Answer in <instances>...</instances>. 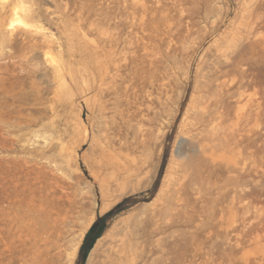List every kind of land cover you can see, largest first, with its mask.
I'll use <instances>...</instances> for the list:
<instances>
[{"label": "rangeland", "instance_id": "374dc122", "mask_svg": "<svg viewBox=\"0 0 264 264\" xmlns=\"http://www.w3.org/2000/svg\"><path fill=\"white\" fill-rule=\"evenodd\" d=\"M13 1L7 0L6 12H0L7 24L13 20ZM25 1L31 10L26 27L14 23L8 29L19 51L14 46L6 50L28 55L36 48L39 60L44 61L48 41L49 57L80 76H93L96 87L82 97L67 76L68 90L45 91L44 78H29L18 67L11 68L21 79L6 81L12 94L0 95V104L7 101L9 110H21L23 122L40 116L34 109H41L42 121L21 130L0 127V264H45L43 257L35 256L42 253L33 246L27 225L16 217L27 210L30 188L39 190V181L52 183L61 175L50 169L45 158L61 162L58 151L62 146L73 153V161L69 167L63 163L60 177L71 187L68 192L78 194L81 208L63 240L64 255L57 264H89L96 248L90 264H106L103 251L109 237L119 232L126 233L118 248V254H123L121 264H264V0ZM220 53L228 60L222 69L226 79L247 95L249 102L242 106L252 114L249 127L255 138L246 142L241 156L247 167L246 198L232 202V195L214 192L201 199L190 188L182 195L171 188V193L160 196L172 151L178 163L196 153L190 140L177 137L178 126L191 94H198L196 83L203 82L200 67L206 73ZM33 81L39 85L36 92ZM20 96L22 102L17 101ZM13 112L5 117L16 115ZM33 131H38V138ZM44 137L56 143L55 152L48 151ZM107 150L118 154L119 160ZM112 159L129 163L136 175L125 179L121 189L115 188L118 194L115 189L109 192L108 205L100 211L102 198L95 177L102 172L100 166ZM56 195L62 193L57 190ZM161 206L168 207V213L156 232L151 217ZM110 211L114 213L104 232L82 259L87 231ZM125 223L128 231H124ZM74 247L76 252L69 258L66 254Z\"/></svg>", "mask_w": 264, "mask_h": 264}, {"label": "bare ground", "instance_id": "6f19581e", "mask_svg": "<svg viewBox=\"0 0 264 264\" xmlns=\"http://www.w3.org/2000/svg\"><path fill=\"white\" fill-rule=\"evenodd\" d=\"M25 4H26L25 0L13 1L12 7L10 10L13 16V20L10 23L8 24L5 23L3 16L0 18V60L3 61L0 63V95H2L3 98H7L8 96L12 94V90L10 89L12 88V86L9 88L5 84L6 81L10 79V77H16L17 80L21 79L20 76L11 73L12 72L11 68L16 66L21 71L25 72V74L29 78L31 77L37 78V76L44 78V81L46 82L44 83L45 86L43 85L42 87H44L45 91H51L53 87H59L60 89L68 90L69 85L67 83V78H66L68 76V78L70 79L69 81L75 84L81 96L84 97L85 95H87V93H89L93 88L96 87V79L91 75L86 76V77L85 75L80 76L79 74L72 72L71 68H69L67 64L62 63L61 61L57 62L55 61V59H52L51 57H49V55H51L50 53L52 50L50 51L51 46L48 44V41H45L47 43L46 44L47 49L45 48L46 50L44 51V55H43L44 61L39 60V57L37 55H38V51L40 50L36 48L31 49L28 55H24V54L15 55V52H10L6 50L7 46H10L12 48L14 46L15 50L19 51L17 44H13L14 39L11 38V34H9L8 29L12 27L14 23H19L23 25L24 27H26L25 21L31 18V10L29 9V7L25 6ZM6 9H7V0H0V12L4 13L6 12ZM248 16L251 20L253 19L252 18L253 14H250ZM27 26L29 25L27 24ZM224 56H225L224 53H220L219 56L215 57L212 60L211 68H209L206 73H204L205 69L204 68L202 69L201 67H200V70L203 73L201 74V72L198 71L201 74V78L203 79V82L201 84L196 83L195 87L198 89V94L197 95L193 93L191 94L190 100L188 101L189 103L187 104L185 111L183 112L181 121L178 126V132H177L178 138L188 139L191 141L192 147L194 148L196 153L192 158L190 156V158H187L186 161L178 163L176 162V159H175L176 153L175 151H172L171 158L169 160L168 166L166 168V171L163 177V181L161 183L162 185L159 190L160 196H163L164 193L166 192L171 193V190L173 188H174L173 189L174 193H178L182 195L181 194L182 191L184 192V190H186L187 188L188 189L190 188L191 191H194L196 193V196L198 194V197L201 199H204L203 197L205 195L211 196L212 194H215L214 192H216L217 195H227V196L232 195V198H231L232 202L237 201L240 203L244 201L246 198V195H247L246 190H245L246 183L244 179L247 175V167H246L244 158L241 156H243V153L247 150L248 145L246 142L247 141L253 142V138H255L253 137L255 135L253 134V130L249 127L252 114L251 112H246L244 110V107L242 106L243 102L245 101L249 102V98L247 97V95L234 89L233 84L226 79L227 78L226 74L225 72H223L222 69L227 66V62L225 61H228V60L224 61L223 60ZM152 62L155 63L156 61H152ZM202 64H203V61H202ZM235 65H238V63L237 64L234 63V66ZM110 68L108 69L110 70ZM105 70L103 71L105 72ZM116 73H117V70H116ZM101 76L102 75H100V77ZM99 80H100L99 81L100 85L102 86L101 83L103 82L101 81V78ZM38 86H39L38 83L36 81H33V87H34L35 92H36V89H39ZM17 101L22 102L23 97L22 96L18 97ZM85 102H86V99H85ZM10 106L11 105H9L7 101H4L3 103L0 104V127L6 128V127L11 126L14 128L17 127L21 130L22 127H29V126L37 127L40 125V122L42 121L41 120L42 118L41 109H37V108L34 109V112L36 114H39L40 116L36 118H32L28 120L27 122H23L21 121V115H20L21 110L13 109L11 111L9 110ZM146 106H149V105H145V108H147ZM103 109L104 107H101V110ZM13 111L15 112L16 115H12L11 117H8V118L5 117L7 113L11 115ZM139 131H140L139 132L140 136L144 137L143 136L145 135L144 131L142 130H139ZM33 132L35 133V137L38 138L39 137V135L37 134L38 131H33ZM58 139L59 138L57 137V140ZM44 140H45L44 143L47 144L48 140L46 137H44ZM103 142H105V140H103ZM46 148L48 149V151L55 152L58 149V146L56 145L55 142L49 141ZM106 149H110V148H106ZM107 151L110 152L112 150H107ZM102 153L103 152L100 153L101 154L100 156H102ZM58 154L61 159V162L59 163L57 162L56 159H50V158H45V157L43 158H45V161L48 162L51 170L57 171L56 175L57 174L62 175L64 174L63 163L69 167L70 162L73 161V153L71 151H67L62 146L59 148ZM107 154L108 153H106V155ZM117 155L118 154H116V156L114 155L113 158H116ZM98 158L96 160H99ZM104 159H106V157H104ZM109 160L106 162L104 161L105 163L102 162L103 164L101 166L99 165L100 169L102 170L101 173L100 171L96 172L95 170L96 168H93L96 174L100 173L97 175L95 174L96 177L95 175H93V177H95L97 181L100 197L102 198L101 204L98 205L99 206L98 209L100 211L105 209V207L108 205V203L106 202L107 200L106 195L109 192L114 193L113 190L115 188L121 189L120 187H121L122 182L125 179H128V177H130L131 174L136 175L134 171L133 173L131 172L132 169H130L129 163H124V162L121 163V161H116L115 159L114 160L112 159L111 161ZM117 160H119L118 157H117ZM134 164L136 165L137 163H134ZM180 169H181L180 177H177V170L179 171ZM60 176L59 177L55 176V178L53 179L54 181L52 180L53 181L52 183H46L45 180L39 181V183L41 184V186L38 187L39 190L30 188L29 193L31 196L28 198L27 200L28 202L26 203L27 210L22 213H19V215H17L16 217L17 221L27 225L26 229L29 231L31 236L34 238L33 246L36 247L37 252L42 253V254H35V256H37V258L43 257L42 262L45 264H53V263L57 264L58 260L63 257L64 255L62 254L64 253L63 252L64 251L63 240L67 236L69 228L74 223L75 219L78 217L79 209L81 208L76 200L78 194L76 192L75 193L68 192V189H70L71 187L69 185H66L65 182L62 180V177ZM37 179H39V177ZM130 180H131L130 181V184H131L132 178H130ZM125 187H126V184H125ZM116 189L115 191H117ZM57 190H59L62 193L61 196L56 195ZM45 191L51 192V195L44 193ZM37 192H39V195L37 194ZM124 192H125V189H124ZM117 194H118V191H117ZM115 197L117 196H114L113 198ZM111 200H114V199L111 198ZM93 203H95V201H93ZM166 206H169V205H166ZM166 206L164 207L161 206V208H158L157 211L155 210V212L153 213V216L151 217L152 219L151 223L153 225V228H155L154 231L156 232H158V230H161L163 221L165 217L167 216L168 207ZM123 220L124 218L122 219V221ZM127 223L129 224V222ZM128 224L125 223L123 225L124 231L126 230L128 231L127 229L129 228L127 227ZM119 230L121 229L119 228ZM119 233L120 234L117 233V235L113 237L112 236L109 237L110 238L109 242L106 245L105 250L103 251L104 252L103 257H104L106 264H121L120 262H122L121 260H122L123 254H118L119 252L118 248L120 247L121 244H124L123 242L125 241L124 239H125L126 233L124 232L123 233L119 232ZM107 236H110V234H108ZM107 236H105L104 238H107ZM99 241H102V240H99ZM97 247L99 248L98 245ZM76 249L77 248L74 247L73 252L66 254V255L68 257L73 256L74 251L76 252ZM96 250L93 249L91 256L89 258V261H88L89 264L92 260V257H93L92 255H94ZM52 251H57V252L55 254H51ZM69 262L71 263V260Z\"/></svg>", "mask_w": 264, "mask_h": 264}, {"label": "trees", "instance_id": "16d2710c", "mask_svg": "<svg viewBox=\"0 0 264 264\" xmlns=\"http://www.w3.org/2000/svg\"><path fill=\"white\" fill-rule=\"evenodd\" d=\"M123 202L119 203L115 207L118 209L117 211H120V206ZM113 213H114L113 211H110L109 213H106L104 216L97 218L95 222L92 224V226L89 228V230L87 231L84 237V242L81 246L82 259H84V257L86 256V253L92 247L95 240L102 235V233L104 232L106 228V222Z\"/></svg>", "mask_w": 264, "mask_h": 264}]
</instances>
